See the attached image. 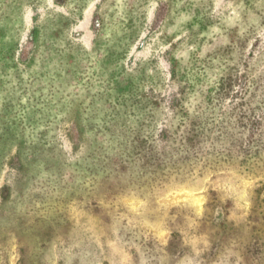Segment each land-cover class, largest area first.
Returning <instances> with one entry per match:
<instances>
[{
    "label": "rangeland",
    "instance_id": "obj_1",
    "mask_svg": "<svg viewBox=\"0 0 264 264\" xmlns=\"http://www.w3.org/2000/svg\"><path fill=\"white\" fill-rule=\"evenodd\" d=\"M0 264H264V0H0Z\"/></svg>",
    "mask_w": 264,
    "mask_h": 264
}]
</instances>
